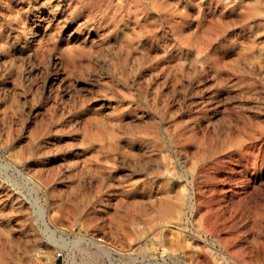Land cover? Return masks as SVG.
Instances as JSON below:
<instances>
[{
  "label": "rangeland",
  "instance_id": "374dc122",
  "mask_svg": "<svg viewBox=\"0 0 264 264\" xmlns=\"http://www.w3.org/2000/svg\"><path fill=\"white\" fill-rule=\"evenodd\" d=\"M0 264H264V0H0Z\"/></svg>",
  "mask_w": 264,
  "mask_h": 264
},
{
  "label": "bare ground",
  "instance_id": "6f19581e",
  "mask_svg": "<svg viewBox=\"0 0 264 264\" xmlns=\"http://www.w3.org/2000/svg\"><path fill=\"white\" fill-rule=\"evenodd\" d=\"M91 242H93V244H95V242L94 241H91ZM98 246V245H97ZM97 248V247H96ZM100 250V252H104V250L103 249H99ZM97 252H98V250H97ZM104 255V254H103Z\"/></svg>",
  "mask_w": 264,
  "mask_h": 264
},
{
  "label": "built area",
  "instance_id": "2783aa9c",
  "mask_svg": "<svg viewBox=\"0 0 264 264\" xmlns=\"http://www.w3.org/2000/svg\"><path fill=\"white\" fill-rule=\"evenodd\" d=\"M60 256H61V253L58 254V257H60Z\"/></svg>",
  "mask_w": 264,
  "mask_h": 264
}]
</instances>
